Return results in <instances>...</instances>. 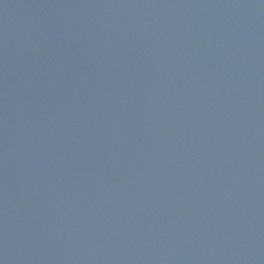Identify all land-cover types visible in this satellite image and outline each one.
Here are the masks:
<instances>
[{"label": "water", "instance_id": "95a60500", "mask_svg": "<svg viewBox=\"0 0 264 264\" xmlns=\"http://www.w3.org/2000/svg\"><path fill=\"white\" fill-rule=\"evenodd\" d=\"M0 264H264V0H0Z\"/></svg>", "mask_w": 264, "mask_h": 264}]
</instances>
